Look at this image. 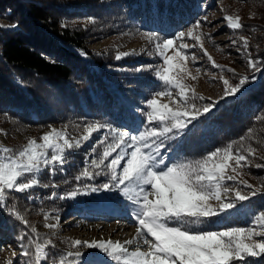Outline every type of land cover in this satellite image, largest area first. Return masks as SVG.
<instances>
[{
	"label": "snow or ice",
	"instance_id": "1",
	"mask_svg": "<svg viewBox=\"0 0 264 264\" xmlns=\"http://www.w3.org/2000/svg\"><path fill=\"white\" fill-rule=\"evenodd\" d=\"M223 19L234 32L244 27L239 15H225ZM207 20V16L202 17L186 32H178L172 38H161L156 32L141 33L152 45L149 54L163 61L154 68L163 90L148 99L144 109H138L146 118L142 121V130L133 133L89 122L79 136H70L67 127L51 128L39 137L42 143L29 138L16 151L0 146V207H6L9 193H25L40 186L37 173L44 169H51L50 174L63 170L69 163L72 150L83 147L94 133L107 128L103 139L92 146L95 158L74 177L79 182L104 177L106 182L82 183L59 199H75L100 191L119 194L133 206L135 235L123 242L71 240L69 250L58 259L53 256L52 264H246L248 258L264 257V210L253 215L252 227L219 230L208 227L214 218L227 217L238 204L250 200L260 191L257 188L242 194L226 184L232 181L250 189L253 187L242 178L243 170L251 164L250 158L257 156V148L244 144L253 138V130L249 129L246 136L240 137L238 144L229 143L200 158L177 157L169 162L168 153L172 149L166 142L182 137L193 121L209 114L218 102L198 104L197 101H203L205 97L197 95L195 89L185 83L188 78L195 81L200 74L197 69L193 75L188 67L189 59L195 61L196 57L189 58L187 49L190 45L185 43L186 38L200 46L214 67H220L203 48L205 34L200 29L202 22ZM240 42L237 51L248 55L247 38L240 37ZM232 44L236 45L237 41L232 40ZM129 55H136V52H119L115 59ZM247 68L251 77L241 76L234 84L224 75L219 76L223 84L220 99L237 95L250 79L254 80L255 73L264 71V60L248 56ZM227 71L234 73L232 68ZM157 97H167L168 102L161 103ZM255 167L261 168L264 164L257 163ZM230 193H234V199L229 198ZM52 197H56L55 192ZM8 213L23 226L24 230L15 239L20 255L26 258L25 264L28 261L45 264L52 241L36 239V227L14 207L8 208ZM43 216L47 228H57L56 223H47L50 219L48 213ZM132 245L135 250H130ZM142 245L147 250H142ZM7 264L13 262L9 260Z\"/></svg>",
	"mask_w": 264,
	"mask_h": 264
},
{
	"label": "trees",
	"instance_id": "2",
	"mask_svg": "<svg viewBox=\"0 0 264 264\" xmlns=\"http://www.w3.org/2000/svg\"><path fill=\"white\" fill-rule=\"evenodd\" d=\"M95 1L93 4L80 3L85 6L84 12L61 13L67 14L66 18L86 15L103 24H117L115 27L120 29L156 32L161 38H168L178 27L191 23L203 11L204 1L208 2L205 6L218 2ZM247 2L262 4L261 0ZM26 3L14 7L11 0H0V12L5 17L24 12L15 18V27L0 30V115L26 127L51 123L67 125L76 121L131 127L136 132L142 130V121L146 118L138 111L141 108L129 106H137L138 99L146 102L163 88L150 70V63L130 58L117 60L109 54L90 52L83 46L85 38L81 33L69 27L58 29L54 20L45 16L46 9ZM114 103L118 105L116 110H113ZM263 111L264 71L256 83L237 96L219 101L209 114L193 121L182 137L166 142L172 149L168 153L169 162L177 157L200 158L229 143L238 144L249 129L253 130V138L244 141L245 146L251 144L257 148V153L264 155V131L258 119ZM74 155L75 163L69 161L59 170V176L56 175L59 189L65 188L63 191H71L72 187L83 183L76 181L75 176L70 177L79 172L77 165H81L83 157ZM96 181L106 182V178L97 177ZM76 199L85 207L90 203H106L102 200L93 203V196L81 195ZM64 207L68 209L69 205ZM260 210H264V196H255L242 202L236 213L214 218L208 227L218 230L241 226L245 217ZM8 217L0 207V231L5 236L15 237V227ZM246 264H264V257L248 258Z\"/></svg>",
	"mask_w": 264,
	"mask_h": 264
},
{
	"label": "rangeland",
	"instance_id": "3",
	"mask_svg": "<svg viewBox=\"0 0 264 264\" xmlns=\"http://www.w3.org/2000/svg\"><path fill=\"white\" fill-rule=\"evenodd\" d=\"M1 1L3 2L5 0ZM110 1L111 0H105V3H109ZM11 2H13L14 7L22 3L25 5L27 4L26 2H32L46 9L45 16L49 15L51 20H54L56 23L58 29L59 27H69L73 31L81 33L85 38L83 39V46L90 52L103 55L109 54L115 58L119 52L135 51L136 55H129L122 59L130 58L146 61L150 63L152 67L150 70L153 74L154 68L157 65L163 64L162 59L158 56L149 54L153 49L152 45L141 35L144 31L126 28L120 29L118 26L115 27L117 24H103L93 17H86V15H77L74 18L69 16V18H66L67 14L61 13L62 11L65 13L70 11L84 12L85 6H80L79 4L84 2H86V4H93L96 2L95 0H11ZM261 3V5H258L254 4V2H247V0H218V2L205 6L208 2L205 3L204 1L201 14L196 16L188 25L178 27L173 35L168 37L172 38L176 33L181 31L186 32L196 21L207 16L208 20L202 22L200 29V31L205 34L203 48L212 56L213 60L220 67H214L212 65L195 41L188 38L185 39V43L190 45L187 49L189 58L192 56L196 57L195 61L189 59L188 67L193 75L196 74L197 69H199L200 72L195 81L188 78L185 80V83L193 87L197 95L205 97L203 101H197L198 104H208L213 101L219 102L229 98L220 99V97L223 96V84L219 80V76L224 75L225 78L229 79L230 82L234 84L238 82L241 76L248 75L251 77L252 73L247 68L248 56H251L253 59L264 60V0H261ZM20 12L24 13L23 11H19V13L17 12L18 14H15L17 16L12 15L11 17H5L0 12V30L12 28V25L15 24V18L20 16ZM225 15H239L244 27L234 32L227 27L226 21L223 19ZM114 27L115 29H113ZM240 37H246L248 40V55H245L243 51H237V48L240 47L241 44ZM232 40H236L237 44L233 45ZM168 54H172L171 50H169ZM228 68L234 69V73L227 71ZM261 72L255 73V79H250L242 90L256 83ZM155 79L158 80L156 77ZM160 83L162 84V82ZM172 91L175 92L174 89H172ZM241 91L239 93H241ZM153 96L154 94L150 98ZM157 99L161 103L168 102L167 97H157ZM146 102L138 99L137 106L130 105L129 107L144 109L146 107ZM117 108V103H114L113 110ZM258 119L264 131V111L259 115ZM84 125L85 124L81 122L74 121L72 123L69 122L67 125L51 123L41 127H26L0 115V146L8 147L16 151L24 146L29 138L36 139L38 142L42 143L39 137L49 132L51 128L59 130L67 127L70 136H79L83 133ZM118 129L130 130L136 133V130L131 127L127 128L121 126ZM106 133L107 128L94 133L92 139L85 143L83 147L71 151L69 157V161L71 162L73 161L75 163V153L83 155L81 165H77L79 172L85 164L90 163V160L95 158L96 154L91 151L92 146L95 145L98 140L103 139ZM77 150H79V153ZM260 157H264V155L257 153L256 157L250 158V166L243 170L244 174L242 178L253 186L251 189L243 184L234 183L232 181H227V186L240 190L242 194L260 188V191L255 196H264V186H262V182H264V168L255 167L257 163L264 164V159H260ZM58 172L59 170L50 174L51 169H44L42 172L37 173L36 175L41 180L40 186L30 189L25 193H9L6 201L7 206L1 207L7 215H9L8 208L14 207L31 225L36 227L38 233L36 239L40 241L50 239L52 241L53 246L48 248L49 257L45 264H52L53 256L58 259L60 255L65 254L69 250L68 242L71 240L91 241L110 239L123 242L131 239L135 235L136 221L131 214L133 206L126 198L119 194L104 191L95 193L89 192L87 195L82 196H88V198L93 196V203L97 200L106 202L96 205H91L92 203H90V205H88L89 207H85L86 205L82 206L79 200L76 199L77 197L75 199H59L60 196L68 191H63L62 189H65L64 187H60L61 189H59V182L56 181L59 176ZM79 172L74 173L70 177L73 178V176L78 175ZM83 183L94 185L99 182L95 179L92 180V183L88 181H83ZM45 184L49 186L44 187ZM52 185H56V187H52ZM53 192L56 193V197H52ZM29 196L32 197L31 200L28 199ZM229 198L234 199V193H230ZM57 204L59 205L56 206ZM240 204L237 205L235 211L230 213L231 215L236 213ZM66 205H69L68 209L64 207ZM43 213H48L50 215V219L47 223H56L58 225L57 228L50 229L45 226L46 222ZM254 214L255 213H251L244 218V225L230 227H252V217ZM9 217V221L15 227L16 235L24 230L23 226L16 222L14 217L10 215ZM56 217H59V220H57ZM15 237L5 236V234L0 231V264H7L9 260H11L13 264H23L24 261H26V258L20 255V247ZM141 247L142 250H147L146 246L142 245ZM130 250H135V245L130 246ZM13 253H15V255H13ZM28 264H31V262L28 261ZM109 264H112V262H109Z\"/></svg>",
	"mask_w": 264,
	"mask_h": 264
}]
</instances>
